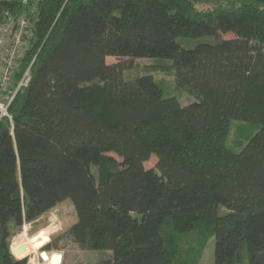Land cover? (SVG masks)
Listing matches in <instances>:
<instances>
[{"label":"trees","instance_id":"obj_1","mask_svg":"<svg viewBox=\"0 0 264 264\" xmlns=\"http://www.w3.org/2000/svg\"><path fill=\"white\" fill-rule=\"evenodd\" d=\"M36 17L31 83L0 120V264H28L12 238L68 200L66 238L113 254L99 264H199L212 237L215 264H264V0H40ZM108 58L170 60L196 102ZM233 123L258 127L240 152Z\"/></svg>","mask_w":264,"mask_h":264},{"label":"rangeland","instance_id":"obj_2","mask_svg":"<svg viewBox=\"0 0 264 264\" xmlns=\"http://www.w3.org/2000/svg\"><path fill=\"white\" fill-rule=\"evenodd\" d=\"M197 9L200 11H210L214 9L213 4H199ZM225 38H232L230 33L223 34ZM216 38H202V39H178V44L188 50H193L202 44H215ZM108 64L114 65L119 63L131 62V68L125 71L124 78L126 81L134 80V78L145 76L147 74L153 75L155 80L161 84L165 98H177L182 107L189 106L196 102V99L188 94L185 90L179 88L175 82V71L169 69L163 71L160 66H172L170 60L160 59H120L108 58ZM243 127L248 133L255 134L258 130L257 126H252L247 123H233L232 135L228 146L236 152L240 149H234L236 142L240 139L239 128ZM252 131V132H251ZM231 141V142H230ZM157 167L156 157H152L149 162L145 164L147 170L155 169ZM95 171V170H94ZM78 220L76 210L73 203L68 200L51 212L44 215L38 221L25 224L23 229L12 238L13 242L21 243L25 253L29 257L28 264H48L53 257H60V264H99L105 260L112 258V253L108 251H83L76 244L66 238L67 232L76 224ZM195 238L193 234L182 237V242L185 247ZM51 244L53 247L57 246L59 250H52L50 253L44 252L41 255V250ZM15 246H11L13 252ZM14 253V252H13ZM21 260V259H20ZM199 264H215V238L209 239L204 251L202 252ZM248 264V261H246Z\"/></svg>","mask_w":264,"mask_h":264},{"label":"built area","instance_id":"obj_3","mask_svg":"<svg viewBox=\"0 0 264 264\" xmlns=\"http://www.w3.org/2000/svg\"><path fill=\"white\" fill-rule=\"evenodd\" d=\"M5 2L6 0H0V120H11V103L19 91L27 88L32 80L31 69L35 59L21 78H16L28 46L27 38L31 34L33 20L37 19V5L40 0H22L23 8L17 9L5 8Z\"/></svg>","mask_w":264,"mask_h":264},{"label":"bare ground","instance_id":"obj_4","mask_svg":"<svg viewBox=\"0 0 264 264\" xmlns=\"http://www.w3.org/2000/svg\"><path fill=\"white\" fill-rule=\"evenodd\" d=\"M25 249L23 246H17L14 248L13 252L15 254H21V253H24ZM48 264H60V257L57 256V257H53L51 262L48 263Z\"/></svg>","mask_w":264,"mask_h":264},{"label":"water","instance_id":"obj_5","mask_svg":"<svg viewBox=\"0 0 264 264\" xmlns=\"http://www.w3.org/2000/svg\"><path fill=\"white\" fill-rule=\"evenodd\" d=\"M49 246H50V244H49L48 246L44 247V248L41 250V255H42V253H44V252H48V253H50L49 251L46 250ZM13 254L17 257V254H15V253H13Z\"/></svg>","mask_w":264,"mask_h":264}]
</instances>
